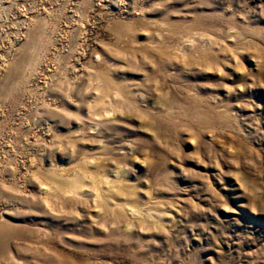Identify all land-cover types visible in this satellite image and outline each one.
I'll use <instances>...</instances> for the list:
<instances>
[{"label": "rangeland", "instance_id": "1", "mask_svg": "<svg viewBox=\"0 0 264 264\" xmlns=\"http://www.w3.org/2000/svg\"><path fill=\"white\" fill-rule=\"evenodd\" d=\"M0 264H264V0H0Z\"/></svg>", "mask_w": 264, "mask_h": 264}]
</instances>
